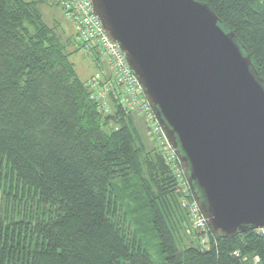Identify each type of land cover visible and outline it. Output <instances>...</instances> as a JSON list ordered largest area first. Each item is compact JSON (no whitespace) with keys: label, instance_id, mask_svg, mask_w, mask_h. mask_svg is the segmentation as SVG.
<instances>
[{"label":"trees","instance_id":"trees-1","mask_svg":"<svg viewBox=\"0 0 264 264\" xmlns=\"http://www.w3.org/2000/svg\"><path fill=\"white\" fill-rule=\"evenodd\" d=\"M197 1L235 33L264 79V0ZM40 2L0 0V264H264L257 229L209 232L216 244L203 249L164 157L143 154L110 67L107 76L98 51L47 23ZM75 51L92 55L103 79H81L69 59ZM131 175L147 227L131 216L141 195L125 210L117 189Z\"/></svg>","mask_w":264,"mask_h":264},{"label":"water","instance_id":"water-1","mask_svg":"<svg viewBox=\"0 0 264 264\" xmlns=\"http://www.w3.org/2000/svg\"><path fill=\"white\" fill-rule=\"evenodd\" d=\"M177 152L210 231H264V79L197 0H91Z\"/></svg>","mask_w":264,"mask_h":264},{"label":"rangeland","instance_id":"rangeland-1","mask_svg":"<svg viewBox=\"0 0 264 264\" xmlns=\"http://www.w3.org/2000/svg\"><path fill=\"white\" fill-rule=\"evenodd\" d=\"M39 7L42 12L43 19L47 23L59 22L61 23L62 28H64V36L68 37L72 35V26L68 22V20L64 17L61 7L57 3V0H42V2H40ZM71 48L72 46L69 45L68 50ZM69 59L74 64L77 74L79 75L81 79H86L89 76H95V79H97L98 81L99 79H103L101 77H104V75L98 72L97 70L98 68L96 69L94 67L95 60L92 55H86L82 51H75L70 55ZM98 61H101L102 65L105 66L104 67L105 75L107 74L108 76L109 73L106 68L107 67L106 60H104V58H102V56L100 55ZM101 88L107 89L109 87L107 86L99 87V89ZM103 92H104V96H102V100H103L102 103L108 108H111L112 105L108 103V99L106 98L108 91L104 90ZM141 97H138V99L135 100L137 106H140L138 104L141 100ZM137 106H134V108H136ZM146 106H148V104L147 105L143 104V106L139 107L138 110L136 109L135 110H127V109L124 110L123 106L121 105H120V108L124 110L125 113L130 114V116H132L133 118L132 124L139 131L141 142H143V144L145 145V148L143 149V154H145V152H148L149 150L152 149V152H157L162 157H164L165 164L167 165L169 173L171 174L172 179L174 180V183H175V191L180 194V196L178 195V198H179L178 202L180 203L181 206H184V204L186 205L184 209L187 211L188 216L190 217L191 215L195 213L199 217V220H202L201 216L199 215L200 212L198 211L197 206L194 203L195 200L193 199L192 195H189L188 190L186 189L187 186L185 187L184 185V178L182 176L179 165L177 164V160L169 153L170 150H169V146L167 142L168 140H166L167 138H165L164 133H162L160 130H158L157 132H154L148 127L149 123L146 120L149 118V115H150L149 112L152 113V111L150 110L149 106L146 109ZM141 157H143V155H141ZM141 165H142V169H144L145 168L144 162H141ZM143 171L146 174L147 178H149V173L147 169H144ZM116 184H117V189L119 190V193L122 194V196L124 197L123 203L125 204L124 206L125 210L128 209L127 206L129 205L133 206L134 203H136L135 201L139 199V197L138 198L136 197L141 195L140 197L142 200L141 205L143 206V208L142 210L139 209L140 212L138 211L136 213L134 212L135 214L133 213V215L131 216L134 219L135 218L138 219L139 225L143 224L145 227H147L148 219H149V212H148L146 203L144 205L145 198H144V195L142 197V192H141L139 183L137 181V178L131 175L124 182L117 181ZM192 224H194V222ZM194 229L196 231L197 241L200 244H204L206 249L209 250L211 247H213L216 244L215 243L216 241L213 238L211 240L208 239L210 230L208 231L207 226H205L203 229H200V228H197V230L196 228ZM257 230L261 231V229H257ZM155 243L156 241H153L151 243V246L155 247ZM236 252H238V250H235L234 253Z\"/></svg>","mask_w":264,"mask_h":264},{"label":"built area","instance_id":"built-area-1","mask_svg":"<svg viewBox=\"0 0 264 264\" xmlns=\"http://www.w3.org/2000/svg\"><path fill=\"white\" fill-rule=\"evenodd\" d=\"M57 3L61 7L64 17L71 24L72 30L78 34V39H75L76 42L80 43L85 50L98 51L99 56L101 55L102 58L106 60V64L110 67L112 75L116 79L114 93L117 103L123 106L124 110H138L139 107L143 106V104L147 105L148 102L143 89L139 84L135 74L128 66L123 52L120 50L118 44L112 41L106 35L101 21L93 13L91 0H57ZM99 95L101 97L104 96V92L100 93ZM138 97H141V100L138 104L140 106H137L135 101L138 99ZM134 106L137 107L134 108ZM148 106H146V109ZM150 110L152 111L151 107ZM149 114V118L146 120L149 123L148 127L154 132L160 130L162 133H164L153 111L152 113L149 112ZM168 146L170 150L169 153L177 160V164L179 165L184 178V185L185 187L187 186L186 189L188 190L189 184L184 177L179 158L174 154V149H171L169 144ZM194 203L196 204L195 201ZM184 206L186 205L184 204ZM197 209L200 212L198 206ZM199 215L201 216L202 220H199V217L195 213L190 216L191 220L194 222V228L197 230V228L203 229L205 226H207L209 231L210 229L206 219L201 212ZM261 231L264 232L262 229ZM201 245L203 249H206L204 244Z\"/></svg>","mask_w":264,"mask_h":264},{"label":"bare ground","instance_id":"bare-ground-1","mask_svg":"<svg viewBox=\"0 0 264 264\" xmlns=\"http://www.w3.org/2000/svg\"><path fill=\"white\" fill-rule=\"evenodd\" d=\"M73 32H74V31H73ZM77 37H78V34H77L76 32H74V34H73V38L78 39ZM98 59H99V58H98ZM168 144L170 145V143H168ZM170 147H171V149H173L171 145H170ZM173 152H174V154L178 157L177 152L174 151V150H173Z\"/></svg>","mask_w":264,"mask_h":264},{"label":"crops","instance_id":"crops-1","mask_svg":"<svg viewBox=\"0 0 264 264\" xmlns=\"http://www.w3.org/2000/svg\"><path fill=\"white\" fill-rule=\"evenodd\" d=\"M73 32V31H72ZM89 78V77H88Z\"/></svg>","mask_w":264,"mask_h":264}]
</instances>
